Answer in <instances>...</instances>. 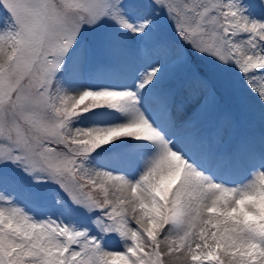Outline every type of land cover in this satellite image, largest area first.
I'll use <instances>...</instances> for the list:
<instances>
[{
    "label": "snow or ice",
    "instance_id": "6c2138e0",
    "mask_svg": "<svg viewBox=\"0 0 264 264\" xmlns=\"http://www.w3.org/2000/svg\"><path fill=\"white\" fill-rule=\"evenodd\" d=\"M0 264H264V0H0Z\"/></svg>",
    "mask_w": 264,
    "mask_h": 264
}]
</instances>
